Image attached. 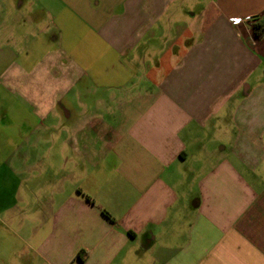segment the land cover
Returning <instances> with one entry per match:
<instances>
[{"label":"crops","instance_id":"0c3cea01","mask_svg":"<svg viewBox=\"0 0 264 264\" xmlns=\"http://www.w3.org/2000/svg\"><path fill=\"white\" fill-rule=\"evenodd\" d=\"M264 0H0V264H264Z\"/></svg>","mask_w":264,"mask_h":264},{"label":"built area","instance_id":"2783aa9c","mask_svg":"<svg viewBox=\"0 0 264 264\" xmlns=\"http://www.w3.org/2000/svg\"><path fill=\"white\" fill-rule=\"evenodd\" d=\"M235 26H243L253 32L254 36L264 35V17L237 18L232 21Z\"/></svg>","mask_w":264,"mask_h":264}]
</instances>
